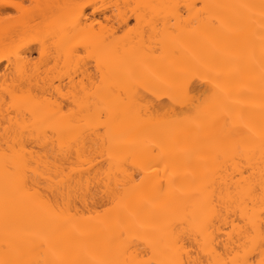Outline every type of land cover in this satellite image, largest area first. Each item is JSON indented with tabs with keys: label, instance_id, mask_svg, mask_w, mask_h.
Instances as JSON below:
<instances>
[{
	"label": "bare ground",
	"instance_id": "obj_1",
	"mask_svg": "<svg viewBox=\"0 0 264 264\" xmlns=\"http://www.w3.org/2000/svg\"><path fill=\"white\" fill-rule=\"evenodd\" d=\"M68 1L0 41V264H264V0Z\"/></svg>",
	"mask_w": 264,
	"mask_h": 264
},
{
	"label": "rangeland",
	"instance_id": "obj_2",
	"mask_svg": "<svg viewBox=\"0 0 264 264\" xmlns=\"http://www.w3.org/2000/svg\"><path fill=\"white\" fill-rule=\"evenodd\" d=\"M49 1H50V3H49ZM51 1L53 2V3H51ZM98 1V0H97ZM36 2H39V4H37ZM61 4H60V3ZM65 2H69L68 0H62V2H61V0H5L4 1V3H13V5H15V7L14 8H9V9H7V10H5V11H0V41H1V38H3L5 41L4 42H6V35L7 34H9V36H10V34L11 35H14L11 39H13L14 37H15V34H17V32L19 31V29H21L22 27H23V30L22 31H24L25 30V28H27V27H29V25L31 24V23H34L35 22V16H33L32 17V13L34 12V11H36V10H38L37 8H41L42 10H38V11H44V14H43V12L41 13V14H39V15H36V16H38V17H36V21H37V23L35 22V24H34V26H36L37 27V25L39 26V27H41V32L43 31H45V30H43V29H47V27H48V25H50V24H48V25H46L47 23L46 22H48V19H50L51 18V20H49L50 22H51V24H52V22H53V20H54V18H56L57 17V15H58V10L59 11H62L63 10V8L65 7ZM84 2H86V1H84ZM3 3V4H4ZM40 3H41V5H42V7L40 6ZM48 3H49V5H48ZM94 3V5L96 4V5H98V4H100V2L98 1V2H93ZM52 6H51V5ZM83 4V3H82ZM60 5V6H59ZM64 5V6H63ZM91 6L90 8H88L87 10H86V15L85 16H87V18L88 19H90L89 21H93L94 19H98L97 21H100L101 20V17H100V14H99V12H97V13H93V12H96V11H98V9H97V7H99V6H101V4L100 5H98V6ZM36 6H37V8H36ZM39 6V7H38ZM59 6V7H58ZM19 9H18V8ZM50 7V8H49ZM52 8H53V11H52ZM97 10H96V9ZM100 8V7H99ZM23 9H25V10H23ZM51 9V10H50ZM96 10V11H95ZM21 11V12H20ZM37 11V12H38ZM52 11V12H51ZM26 12V13H25ZM28 12V13H27ZM30 12V13H29ZM36 12V13H37ZM25 13V14H24ZM35 13V12H34ZM35 13V14H36ZM43 14V15H42ZM29 15H30V17H29ZM40 15H42L41 17H40ZM100 17V18H99ZM33 18V19H32ZM40 18V19H39ZM34 20V21H33ZM32 21V22H31ZM102 21V20H101ZM100 21V22H101ZM31 22V23H30ZM49 22V23H50ZM133 22L134 21H132L131 22V26L132 25H134L133 24ZM44 25V26H43ZM33 25H32V27H34ZM38 27V28H39ZM43 27V28H42ZM98 26H96L95 27V30L97 31L98 30V28H97ZM39 30V31H40ZM42 32V33H43ZM46 32V31H45ZM22 33V32H21ZM19 34V33H18ZM3 35V36H2ZM17 37V36H16ZM7 38H8V36H7ZM10 38V37H9ZM16 39V38H15ZM8 40V39H7ZM14 40V39H13ZM12 40V41H13ZM3 43V42H2ZM1 43V44H2ZM6 44V43H5ZM10 44H11V42H10ZM18 44V43H17ZM17 44L15 43V45L14 46H12V47H16L17 46ZM20 44V43H19ZM18 44V45H19ZM23 44V43H22ZM6 45H8V42H7V44ZM6 45H4L5 47H6ZM3 46V45H2ZM10 46V45H9ZM18 47V46H17ZM8 49V48H7ZM12 49H15V48H12ZM34 58H38V55H34ZM41 64H42V62H41ZM6 65V67L8 66V63H7V61L5 62V61H3V63H2V65H1V67H0V73L2 74V73H4L3 71H1V70H6V67L4 68V66Z\"/></svg>",
	"mask_w": 264,
	"mask_h": 264
}]
</instances>
